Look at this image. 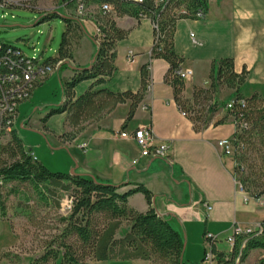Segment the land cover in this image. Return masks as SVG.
Segmentation results:
<instances>
[{
    "label": "trees",
    "instance_id": "obj_1",
    "mask_svg": "<svg viewBox=\"0 0 264 264\" xmlns=\"http://www.w3.org/2000/svg\"><path fill=\"white\" fill-rule=\"evenodd\" d=\"M210 1L163 0L156 5L153 0L140 4L125 0H86L93 6L107 3L113 12L97 10L94 18L99 33L90 38L95 52L92 61L84 68L72 66L69 62L73 59L72 43L79 40L85 30L78 18L61 17L65 30L57 56L45 61L52 64L60 62L58 70H71V76L61 80V103L48 113V117L65 115L66 130L57 140L71 143L87 125L101 121L120 104L129 105L124 122L132 120L149 88L148 65L140 67V87L135 93L112 92L100 86L114 76L116 44L128 34V30L116 26L115 19L129 17L139 20L142 16L155 26L150 58L167 64L163 81L172 89L178 110L192 122L196 132L206 129L218 111L214 100L217 91L223 88L233 90L232 108L228 110L225 106V109L236 128L231 138L234 180L249 198L264 199V100L258 94L249 98L242 96L248 73L242 70L236 74L233 61L221 59L211 64L207 88L194 87L191 100L183 96L184 81L178 74L183 59L173 47L175 23L179 20H203ZM72 4L70 2L68 6L72 7ZM40 14L36 24L58 16L56 11ZM85 81L93 83L75 96L74 89ZM223 120L216 121L214 125H221ZM31 153L15 133L0 144V190L6 185H25L31 191L32 199L26 196L25 204L18 206L28 211L27 220L35 230L50 232L37 241L39 254L29 264H87L88 261L184 264L181 235L156 214L150 206L151 193L143 186L120 192L124 184L103 183L87 174L51 172L42 163L33 161ZM12 193L18 195L19 192L14 190ZM136 193H140L149 205L147 211L138 212L129 207L128 199ZM31 201L36 205L35 210L29 206ZM0 203V217L4 219L6 210ZM42 210L47 211L44 216H40ZM49 212L54 214L50 219L52 226L50 222L46 224ZM211 248L217 264H235L236 260L243 262L250 251H264V219L249 234L235 237L231 253L219 252L213 244ZM5 255H2L3 260ZM14 259L19 264L20 260Z\"/></svg>",
    "mask_w": 264,
    "mask_h": 264
},
{
    "label": "crops",
    "instance_id": "obj_2",
    "mask_svg": "<svg viewBox=\"0 0 264 264\" xmlns=\"http://www.w3.org/2000/svg\"><path fill=\"white\" fill-rule=\"evenodd\" d=\"M115 23L119 29L128 30V34L116 44L114 76L100 87L112 92L135 93L140 87V67L147 64L150 84L144 100L131 121L124 122L128 103L117 105L101 121L87 125L71 143L57 140L66 130L65 115L52 117L45 123V130L57 145L51 152L39 147V156L50 160L59 155L64 172L76 166L77 174L92 175L103 183L112 181V185L124 184L120 192L143 186L151 193L150 206L156 214L181 235L184 264L201 263L210 244L205 235L217 239L215 249L219 251L233 225L252 231L264 219L261 199H251L238 190L232 158L221 156L216 147L218 140L232 138L236 130L225 109L233 101L234 92L227 88L217 91L214 100L218 111L206 129L196 132L192 122L178 110L172 89L163 81L167 64L150 58L154 40L150 20L122 17L115 19ZM82 38L78 40L80 44ZM173 47L183 59L181 69L192 73L184 80L185 99L191 100L194 87L209 86L213 62L231 59L236 74L242 70L248 73L242 96L249 98L258 94L264 100V0L210 1L203 20L175 23ZM94 52L91 46H86L81 57L69 63L87 67ZM61 72L65 75L59 77L60 86L62 79L71 76V70L57 69L50 76ZM92 83H80L74 89L75 96ZM39 89L23 106L39 102L35 98ZM219 101L224 102L221 107ZM221 119H224L221 125H214ZM146 126L151 127L155 144L165 142L169 146L168 161L140 157L134 141L120 136ZM82 143H86L85 149L79 148ZM31 151L35 156V151ZM56 151L62 152L53 153ZM39 156H35L37 161ZM134 160L137 161L135 165L132 164ZM128 205L138 212H145L149 207L140 193L132 195Z\"/></svg>",
    "mask_w": 264,
    "mask_h": 264
},
{
    "label": "rangeland",
    "instance_id": "obj_3",
    "mask_svg": "<svg viewBox=\"0 0 264 264\" xmlns=\"http://www.w3.org/2000/svg\"><path fill=\"white\" fill-rule=\"evenodd\" d=\"M41 10L29 11V10H16L12 13H8L4 18L0 14V42L19 49L26 57L30 59L42 58L47 61L54 59L57 56V50L61 42L62 34L65 30V26L61 17L74 16L80 20L81 25L85 30V34L82 35L83 42L80 44L78 40L72 43V57L77 60L86 50V46H91L92 51H95L94 45L88 38H93L96 30L95 15L97 13L96 6L88 5L86 11L81 16H75L71 11H64L58 9L57 15L48 21L36 24L40 13L50 12V7L57 6L54 0L41 1L39 3ZM47 9V10H46ZM65 75L61 73H55L53 77H50L45 84L40 86L35 96L36 104L28 107L22 105L19 108L21 118L17 123V135L26 149L35 151V156H39V147L41 150L52 151V147L57 145L51 136L45 130V123L52 119L54 116L48 117V113L51 109H55L62 101V91L59 85V77ZM51 76V75H50ZM224 102L219 101L218 104L221 107ZM228 103V102H226ZM21 126H23L21 128ZM62 151H56L53 153H59ZM72 160L71 156H68ZM39 160L43 162L47 169L51 172H64L60 166L61 157L56 155L50 160L45 156H39ZM38 160V162H40ZM41 163V162H40ZM112 184V181L109 182ZM17 190L18 195L12 192ZM32 199L31 191L25 185H6L0 190V202L4 204L6 210V217L3 219L0 217V264H16L15 261L18 258L19 264H29L30 261L39 254L37 250V241L42 235H47L49 231H38L27 220L28 211H24L18 205L25 204V198ZM1 204V203H0ZM260 204L264 207V199H261ZM31 210H35L36 205L33 201L29 203ZM46 210L40 211L44 216ZM64 214L65 212H59ZM53 212L47 214L46 224L52 226L50 219L53 217ZM54 222V221H53ZM47 226L43 225L42 227ZM34 235V236H33ZM33 236V237H32ZM43 238V237H42ZM35 239V241H34ZM225 242V240H224ZM219 252L224 254L231 253V249L228 244L223 243V246L219 248ZM5 255V259H2V255ZM203 255V254H202ZM7 258V259H6ZM87 264H149L144 261L135 262H93L88 261ZM185 264H202L200 261ZM235 264H264V251L253 250L250 251L243 262L235 261Z\"/></svg>",
    "mask_w": 264,
    "mask_h": 264
},
{
    "label": "built area",
    "instance_id": "obj_4",
    "mask_svg": "<svg viewBox=\"0 0 264 264\" xmlns=\"http://www.w3.org/2000/svg\"><path fill=\"white\" fill-rule=\"evenodd\" d=\"M41 1H49L52 3L53 0H0L1 17L4 18L8 13L16 10H41V6L39 5ZM125 1L132 4H140L146 0ZM162 1L153 0L156 5ZM70 2H73L72 7L68 6ZM54 3L57 6H51V11H57L58 9H63L64 11L72 10L71 12L77 17L83 15L88 7L86 0H54ZM96 8L102 13L113 12V8L107 3H100ZM139 19L144 18L140 16ZM95 27V33H99L98 27L96 25ZM152 27L155 28L153 24ZM59 65L60 62L52 64L43 61L42 58L30 59L20 50L9 47L4 48L0 42V144L6 142L13 133L17 134L19 108L30 101L33 93L47 81L50 75L58 69ZM178 74L183 81L192 75L191 71L182 69ZM239 103L242 104L243 102L239 101ZM231 108L232 102L226 105V109L230 110ZM180 113L184 115L182 112ZM120 136L134 141L139 149L140 157L168 161L169 146L165 142L159 144L154 143L155 138L150 126L139 127L130 133H121ZM86 147V143H82L79 146L80 149H85ZM216 147L220 150L221 156H233L231 138L218 140ZM31 156L33 161H37L32 153ZM136 163V160L132 161L133 165ZM238 190L240 191L239 187ZM250 232L251 230L243 229L237 224L233 225L231 233L225 239V242L232 250L235 237L242 234H249ZM204 238L210 244L204 252L201 263L217 264L216 256L211 248V244L215 246L217 239L210 234L205 235Z\"/></svg>",
    "mask_w": 264,
    "mask_h": 264
},
{
    "label": "water",
    "instance_id": "obj_5",
    "mask_svg": "<svg viewBox=\"0 0 264 264\" xmlns=\"http://www.w3.org/2000/svg\"><path fill=\"white\" fill-rule=\"evenodd\" d=\"M91 61H92V60H91ZM22 127H23V126H21V128H22ZM75 170H76V166H75L74 168H72V169L69 170V174H70V175L76 174Z\"/></svg>",
    "mask_w": 264,
    "mask_h": 264
}]
</instances>
